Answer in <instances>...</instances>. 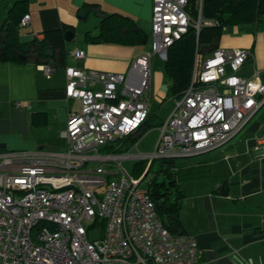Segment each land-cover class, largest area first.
I'll return each mask as SVG.
<instances>
[{
    "label": "built area",
    "instance_id": "obj_1",
    "mask_svg": "<svg viewBox=\"0 0 264 264\" xmlns=\"http://www.w3.org/2000/svg\"><path fill=\"white\" fill-rule=\"evenodd\" d=\"M187 1L153 0L151 53L131 61L126 73L66 68L65 93L80 102V109L69 114L62 132L65 151L0 153V264L198 261L195 237L170 233L148 190L139 188L143 179L126 173L120 163L133 158L146 160L148 167L153 160L209 152L264 110L259 72L240 74L251 52L216 48L201 62L195 55L190 83L158 126L153 152L120 153L148 116L154 59L165 61L169 46L193 22ZM29 22V14L20 19L21 26ZM202 24L199 16L194 25L199 30ZM52 70L43 66L47 75ZM255 151L264 158V134Z\"/></svg>",
    "mask_w": 264,
    "mask_h": 264
},
{
    "label": "crops",
    "instance_id": "obj_2",
    "mask_svg": "<svg viewBox=\"0 0 264 264\" xmlns=\"http://www.w3.org/2000/svg\"><path fill=\"white\" fill-rule=\"evenodd\" d=\"M17 1L0 0L4 5L0 26L8 17L15 18ZM152 5L153 0H27L21 14L30 16V30L26 32L29 39L42 38L44 31L62 26L71 27L67 30H72L74 36L71 40L65 38L67 55L62 61H0V145L8 151H65L66 144L58 145V139L63 136L69 114L80 109V102L65 93L66 68L126 73L131 61L148 54L140 45L148 41V32L152 37ZM90 13L94 15V29L84 31L81 43L71 44ZM98 13L130 18L145 33V41L135 45L87 41L85 33L98 30ZM20 36V42L29 41H22ZM217 48L249 50L251 57L240 74L244 68L248 73L242 75L256 69L264 83V23L223 27ZM75 51H82L83 57L75 58ZM44 65L53 68L49 75L43 71ZM153 66L151 87L155 62ZM164 101L158 100L159 105L153 103L151 108L157 112ZM251 121L223 146L181 162L189 174L181 185L185 195L179 216L184 233L194 236L197 242L199 258L194 264L264 262V158L255 151L258 137L264 134V122Z\"/></svg>",
    "mask_w": 264,
    "mask_h": 264
},
{
    "label": "trees",
    "instance_id": "obj_3",
    "mask_svg": "<svg viewBox=\"0 0 264 264\" xmlns=\"http://www.w3.org/2000/svg\"><path fill=\"white\" fill-rule=\"evenodd\" d=\"M27 0H18L15 4L13 17H8L0 26V61H24L49 64L51 59L62 61L66 55L65 31L71 27L62 26L43 32V37H32L29 41H19L21 8ZM201 5L199 7V3ZM186 8L190 12L192 23L180 39L173 42L167 51V59L158 61L156 65L161 68L163 75L170 80L169 96L177 97L188 87L193 70L195 55L199 62L210 55L216 48L222 34L223 27L239 23H264V0H188ZM98 30L95 33L86 32L85 38L89 42L97 43H120L123 45L141 44L145 41V33L136 26L128 17L119 14H101ZM202 18L203 24L199 30L195 27L198 17ZM210 22V23H209ZM48 50L52 51L49 56ZM55 55L58 56L56 59ZM199 57L201 58L199 60ZM157 119L155 109L151 108L146 120L140 127L139 132L130 139L133 145L145 131L152 127H158L163 122ZM128 148V147H127ZM119 151L121 149H118ZM0 145V153L7 152ZM175 159L157 160L159 165L153 170L156 160L150 163L149 169L143 180L152 172L148 183V193L154 203L156 215L161 224L172 234L184 233L180 209L184 198L182 182L189 171L180 167L171 168ZM165 164V165H164ZM170 164V165H169ZM147 167L146 160H139L133 169L136 178L141 177ZM161 172L162 177L158 178ZM142 180V181H143ZM264 264V262L258 263Z\"/></svg>",
    "mask_w": 264,
    "mask_h": 264
},
{
    "label": "rangeland",
    "instance_id": "obj_4",
    "mask_svg": "<svg viewBox=\"0 0 264 264\" xmlns=\"http://www.w3.org/2000/svg\"><path fill=\"white\" fill-rule=\"evenodd\" d=\"M4 5H2L0 3V9L1 7H3ZM93 13H90V15L87 17V19H85L84 21H82V28L79 27L77 29L78 34L75 36V40L72 41L71 44H75V43H81L82 42V36L85 30L87 29H94V23L93 22ZM88 25H92L91 28H83L84 26H88ZM82 29V30H81ZM29 26H21L20 28V38L22 41H27L29 39V36L26 35V32H28ZM149 34V39L148 41L143 44L140 45L141 50L144 53H151V41H152V37L150 32H148ZM70 46V45H69ZM201 58L199 57V60ZM154 62L157 64L158 63V59L155 58ZM154 67V66H153ZM155 71H153V87H151V91L150 94L149 92L146 93V95L149 97L150 96V103L153 104L154 106L159 105L158 104V100H161L162 98H165V101L163 102V104L158 108L157 112H155V115L157 116V119H166L168 117V115L171 113V111L174 108V98L169 96L170 93V80L161 73V68L156 65L155 66ZM229 70V69H227ZM242 74H247V69L244 68L243 71H241ZM77 104V103H76ZM76 104L74 103L73 105L76 106ZM78 105V104H77ZM155 119V120H157ZM263 123L264 122V110H260L252 119L251 124L253 123ZM159 136V128L158 127H152L150 129H148L147 131L144 132V134H142L137 141L131 146V144L133 143L130 139H128L127 141H125V147L122 148V152L120 153H124V152H128L130 154H147V153H151L153 152L157 139ZM133 138V137H132ZM58 145L61 146H65L66 144V139L63 136H60L58 139ZM128 147V148H127ZM199 158H202L203 156H198ZM191 158V157H190ZM190 158H181V159H175V163L174 165L171 164V168H176L181 166V162L182 161H192L194 159H197V157H192L193 159ZM136 159L130 158V159H123L120 161L121 163V167L125 170L126 173H128L129 175L133 176L136 178V174L134 172V165L136 163ZM159 163L156 160L154 165H153V170H156L158 167ZM165 165V164H164ZM170 165V164H169ZM152 172H150L149 176L147 178H145L143 181L140 182L139 184V188L142 189H147L148 188V183L150 180V177L152 176ZM158 178L160 179V177H162V173L159 172L157 173ZM142 176V175H141ZM183 182V181H182ZM182 182L180 181V185H183ZM186 182V181H185ZM98 232H92L90 233V236L93 238V236H97Z\"/></svg>",
    "mask_w": 264,
    "mask_h": 264
},
{
    "label": "water",
    "instance_id": "obj_5",
    "mask_svg": "<svg viewBox=\"0 0 264 264\" xmlns=\"http://www.w3.org/2000/svg\"><path fill=\"white\" fill-rule=\"evenodd\" d=\"M82 13H83V11L80 12V14H82ZM73 36H74V33H73L72 30H67L65 32V38H66V40H71L73 38ZM48 54H51V51L50 50H48ZM148 169H149V166L145 169L144 173L140 177V180L145 176V174L147 173Z\"/></svg>",
    "mask_w": 264,
    "mask_h": 264
}]
</instances>
